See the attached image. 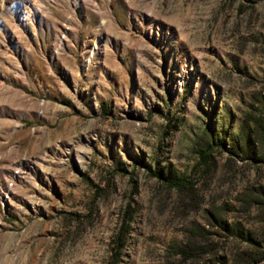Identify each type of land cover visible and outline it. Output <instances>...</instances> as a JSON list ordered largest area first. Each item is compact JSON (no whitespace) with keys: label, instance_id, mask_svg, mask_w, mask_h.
<instances>
[{"label":"rangeland","instance_id":"obj_1","mask_svg":"<svg viewBox=\"0 0 264 264\" xmlns=\"http://www.w3.org/2000/svg\"><path fill=\"white\" fill-rule=\"evenodd\" d=\"M263 114L264 0H0V264H203Z\"/></svg>","mask_w":264,"mask_h":264},{"label":"trees","instance_id":"obj_2","mask_svg":"<svg viewBox=\"0 0 264 264\" xmlns=\"http://www.w3.org/2000/svg\"><path fill=\"white\" fill-rule=\"evenodd\" d=\"M242 153L251 160H255L256 153L264 156V114L251 121L242 144H236L231 155ZM201 158L206 162L209 155L202 151ZM257 161L262 163L261 159ZM167 185L177 193L193 190L182 180L167 182ZM233 211L236 218L229 222L226 205L209 208L203 223L186 232L177 257L203 264H264V182L247 180L234 197ZM126 233L127 227L119 236L120 247L124 245Z\"/></svg>","mask_w":264,"mask_h":264}]
</instances>
